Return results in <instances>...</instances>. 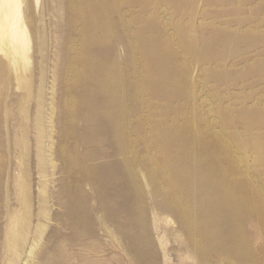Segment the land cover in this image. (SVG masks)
Wrapping results in <instances>:
<instances>
[{"label": "rangeland", "instance_id": "374dc122", "mask_svg": "<svg viewBox=\"0 0 264 264\" xmlns=\"http://www.w3.org/2000/svg\"><path fill=\"white\" fill-rule=\"evenodd\" d=\"M20 11L27 40L0 27V264H264V0Z\"/></svg>", "mask_w": 264, "mask_h": 264}, {"label": "bare ground", "instance_id": "6f19581e", "mask_svg": "<svg viewBox=\"0 0 264 264\" xmlns=\"http://www.w3.org/2000/svg\"><path fill=\"white\" fill-rule=\"evenodd\" d=\"M0 1H1L0 7L2 6V9H0L1 30H3V32L9 33V35L13 38L14 41L19 39L27 40L25 27L21 23L22 22V16L20 11L21 0H0Z\"/></svg>", "mask_w": 264, "mask_h": 264}]
</instances>
